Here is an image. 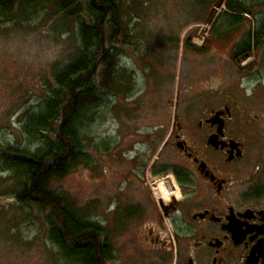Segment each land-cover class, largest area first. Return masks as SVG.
I'll return each instance as SVG.
<instances>
[{
	"label": "rangeland",
	"instance_id": "1",
	"mask_svg": "<svg viewBox=\"0 0 264 264\" xmlns=\"http://www.w3.org/2000/svg\"><path fill=\"white\" fill-rule=\"evenodd\" d=\"M122 2L121 27L126 32L117 45L129 46L118 57L117 74L128 71L132 91L127 96L106 98L87 113L90 119L85 137L91 148L97 144L96 150H91L94 158L89 166L79 165L63 179L51 182V187L83 208L89 221L107 232L116 231V221L122 215L131 217L134 203H147L146 192L152 201L155 194L161 201L170 199L163 198L169 193L165 184L157 187L166 183L162 175L150 174L157 148L151 139L153 129L148 128L153 125L148 111L152 104H165L172 90L174 96L180 79L192 71L208 74L211 79L224 80L227 94L237 89L241 104L264 106V66L252 72L257 51L235 67L229 55L240 34L217 39L209 31L207 21L225 11L224 0L205 12L196 0ZM43 14L37 11L24 22L0 24V149L12 146L36 151L38 141L23 131L26 114L38 108L42 88L77 44L72 25L61 34H51ZM222 19L227 26L229 20ZM187 38L191 46L185 44ZM200 48L204 50L193 51ZM104 143L106 151L98 148ZM21 179L20 172L0 168V264H72L47 240L40 212L12 203L10 196ZM110 240L113 245L121 242L117 234Z\"/></svg>",
	"mask_w": 264,
	"mask_h": 264
},
{
	"label": "flooded vegetation",
	"instance_id": "2",
	"mask_svg": "<svg viewBox=\"0 0 264 264\" xmlns=\"http://www.w3.org/2000/svg\"><path fill=\"white\" fill-rule=\"evenodd\" d=\"M192 72L148 111L150 174L162 175L167 184L157 187L170 199L146 192L116 231L104 227L99 245L110 248L98 264H264V106L241 104L224 80Z\"/></svg>",
	"mask_w": 264,
	"mask_h": 264
},
{
	"label": "trees",
	"instance_id": "3",
	"mask_svg": "<svg viewBox=\"0 0 264 264\" xmlns=\"http://www.w3.org/2000/svg\"><path fill=\"white\" fill-rule=\"evenodd\" d=\"M196 2L205 12L219 0ZM122 4V0H0V24L21 23L42 11L51 34H61L73 26L75 49L51 75L42 88L38 108L27 113L23 123V131L39 146L34 153L12 146L0 149V168L22 174L21 183L10 196L12 203L40 212L47 240L72 264H98L109 247L99 245L100 235L106 231L89 221L83 208L51 187V182L63 179L79 165L89 166L94 158L91 150H96L97 144L91 148L85 137L90 119L87 113L106 98L127 96L132 91L128 71L117 74L118 57L129 46L117 45L126 32L121 27ZM224 7L223 13L207 21L210 33L217 39L240 34L229 55L231 62L238 67L257 51L255 65L250 67L258 72L264 66V0H224ZM222 18L229 20L227 26ZM244 19L253 20V24ZM220 21L228 28L222 24L214 28ZM185 44L191 46L189 38ZM201 50L204 48L193 51ZM107 147L104 143L98 148L106 151Z\"/></svg>",
	"mask_w": 264,
	"mask_h": 264
},
{
	"label": "bare ground",
	"instance_id": "4",
	"mask_svg": "<svg viewBox=\"0 0 264 264\" xmlns=\"http://www.w3.org/2000/svg\"><path fill=\"white\" fill-rule=\"evenodd\" d=\"M155 191H157V189H155ZM156 196H157V194H155ZM161 200V199H160ZM163 202H165V201H163ZM166 202H168V201H166Z\"/></svg>",
	"mask_w": 264,
	"mask_h": 264
},
{
	"label": "water",
	"instance_id": "5",
	"mask_svg": "<svg viewBox=\"0 0 264 264\" xmlns=\"http://www.w3.org/2000/svg\"><path fill=\"white\" fill-rule=\"evenodd\" d=\"M245 57H247V55H245Z\"/></svg>",
	"mask_w": 264,
	"mask_h": 264
}]
</instances>
